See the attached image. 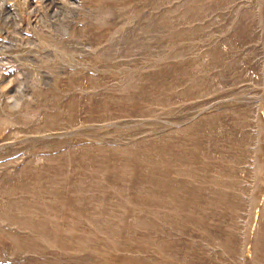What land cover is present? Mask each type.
<instances>
[{
  "label": "rangeland",
  "instance_id": "374dc122",
  "mask_svg": "<svg viewBox=\"0 0 264 264\" xmlns=\"http://www.w3.org/2000/svg\"><path fill=\"white\" fill-rule=\"evenodd\" d=\"M0 264H264V0H0Z\"/></svg>",
  "mask_w": 264,
  "mask_h": 264
}]
</instances>
